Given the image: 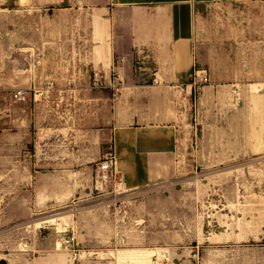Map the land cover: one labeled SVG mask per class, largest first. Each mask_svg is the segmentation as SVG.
<instances>
[{"label": "rangeland", "instance_id": "374dc122", "mask_svg": "<svg viewBox=\"0 0 264 264\" xmlns=\"http://www.w3.org/2000/svg\"><path fill=\"white\" fill-rule=\"evenodd\" d=\"M204 13L209 82L193 92L178 175L154 191H125L110 176L112 191L50 208L35 206L44 176L32 167L31 142L37 116L80 102L63 96L54 64L78 54L58 44L78 32L64 30L69 16L0 7V264H264V1ZM207 86L216 92L203 108Z\"/></svg>", "mask_w": 264, "mask_h": 264}, {"label": "crops", "instance_id": "0c3cea01", "mask_svg": "<svg viewBox=\"0 0 264 264\" xmlns=\"http://www.w3.org/2000/svg\"><path fill=\"white\" fill-rule=\"evenodd\" d=\"M252 1L264 0H0L7 11L69 16L64 30L78 32L77 39L58 42L78 54L54 64L66 81L63 96L80 102L35 120L41 132L31 142V163L44 176L34 187L35 206L59 208L94 190L110 192V176L125 191H154L172 181L194 129L196 107L187 85L195 68L208 73L200 36L204 11ZM95 74L104 86L92 87ZM214 92L205 87L203 108ZM108 157L114 165L102 171ZM93 253L83 251L77 260Z\"/></svg>", "mask_w": 264, "mask_h": 264}, {"label": "built area", "instance_id": "2783aa9c", "mask_svg": "<svg viewBox=\"0 0 264 264\" xmlns=\"http://www.w3.org/2000/svg\"><path fill=\"white\" fill-rule=\"evenodd\" d=\"M94 82L96 84V86L98 87H102L104 86L103 80L101 79V77L98 74H95V79ZM209 82V79L205 73V71H202L200 69L195 68L193 70L192 73V78L191 80L188 82L187 86H190L193 90V92H196L198 89H200V85H205ZM113 88L115 93H119L120 91V81H118V83L113 84ZM179 91L181 93H185L186 92V86L180 87ZM111 165H114V159L113 157H108L106 160H104L103 162L100 163V169L102 171H109L111 169ZM119 186H123L122 181H119ZM73 241L74 239H66L64 240V244L66 246H70L73 245Z\"/></svg>", "mask_w": 264, "mask_h": 264}]
</instances>
